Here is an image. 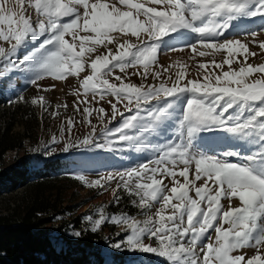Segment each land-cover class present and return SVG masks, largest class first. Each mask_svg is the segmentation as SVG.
Instances as JSON below:
<instances>
[{
    "label": "snow or ice",
    "instance_id": "obj_1",
    "mask_svg": "<svg viewBox=\"0 0 264 264\" xmlns=\"http://www.w3.org/2000/svg\"><path fill=\"white\" fill-rule=\"evenodd\" d=\"M29 9L34 10L35 19ZM256 16L264 17V0H14L11 7L0 0V41L7 44H0V76L20 71L29 74L28 82L38 88L46 77L66 80L74 76L78 87L73 94L82 92L85 99L80 102L86 105L88 94L94 99L111 95L116 102L109 101V122L119 115L122 123L112 130L107 125L101 128L106 137L115 135L129 148L137 146V151L140 145L147 148L148 137L186 99L172 138L152 148L153 159L91 181L83 175L76 177L89 187H103L104 182L119 178L117 189L134 196L132 203L143 210L142 220L123 213L110 217L111 222L125 225L126 232L125 239L112 247L155 253L168 264H264V63H248L249 56L256 53L238 39L224 38L232 21ZM181 30L194 33L195 43H189ZM174 33L194 55H209L198 51V45L213 50V56L223 50L222 62L210 61L220 72L209 73V63L198 62L196 67L204 71L196 79L186 80L182 70L174 79L168 76L169 85L162 77L169 69L154 71L152 66L157 63L162 38ZM250 35L264 50V40L256 41V32ZM120 37L135 38V42ZM22 48L28 50L19 56ZM240 56L243 66L232 69ZM224 65L229 70H223ZM129 68L137 69L132 75L141 76L139 85L130 81ZM117 69L121 75H116ZM86 71L90 74L81 78ZM256 73L260 75L250 80ZM149 75L160 83L145 86L143 80ZM43 101V96L31 100L41 105ZM120 103L130 115L120 111ZM92 111L103 122V107H84V120L91 124ZM67 125L71 132L70 118ZM217 130L244 140L248 153L241 157L236 150L216 155L197 150V134ZM95 131L92 125V133ZM92 133L77 145L65 143L63 150L91 144ZM107 143L110 146L112 141ZM230 157L241 159L232 162ZM165 178H171V186ZM112 191L115 195L116 189ZM233 198L239 206H232ZM223 199L229 201L227 207L221 203ZM154 203L160 207L152 213ZM105 220L101 208L93 230ZM246 247L257 251L247 258L233 254Z\"/></svg>",
    "mask_w": 264,
    "mask_h": 264
},
{
    "label": "rangeland",
    "instance_id": "obj_2",
    "mask_svg": "<svg viewBox=\"0 0 264 264\" xmlns=\"http://www.w3.org/2000/svg\"><path fill=\"white\" fill-rule=\"evenodd\" d=\"M14 0H5L6 6L11 7ZM32 18L35 19L34 10H28ZM188 37L189 43H195V34L187 32V30H181ZM256 32V41L264 40V17H241L237 20L232 21L231 26L226 30L224 34L225 39H238L243 43L248 45L249 52L256 53L255 56H249L248 63L252 65H258L264 63V50H261L257 42H253V38L250 33ZM119 35V34H117ZM130 38V37H120V39ZM71 42V37H66ZM135 42V38H130ZM163 43L160 45L157 52V63H155L152 68L154 71H161L163 68H168V73L162 72V77L167 80L168 76L171 75L173 79L175 78V73L178 71H184L187 79H196L198 77V72H203L204 70L196 67L198 62L209 63L208 72L219 73L220 69H214L210 64V61L214 58L217 62H222L225 55L224 51L216 52L213 56V50L205 49L197 46L198 51L208 52L209 55L198 56L194 55L190 48L186 47L183 38H178L177 35L171 34V37H163ZM222 42V41H220ZM7 47V44L0 41ZM110 47L115 50V45ZM175 49V50H173ZM27 48H22L19 52V56L27 51ZM103 51V49H99ZM179 62V63H177ZM172 66V67H169ZM184 66V67H182ZM243 66V56L239 57V62L234 60L231 65L232 69L238 70L239 67ZM3 70L2 62H0V71ZM223 70H229L228 65L223 66ZM137 71V69L129 68L127 72L130 74L129 79L132 83L139 85L142 82L140 75H132ZM141 71H143L141 69ZM90 74L89 71L81 73V78L83 75ZM116 75H121L119 70H116ZM260 74H252L249 79L257 78ZM30 75L22 73L20 71H12L11 73L0 76V95L6 98V102L9 105H14L19 101V97H23V100L29 101L31 105L36 108V119L34 122L24 119L26 121V126L30 137L25 139V146L21 149L9 150L2 157L0 168H7L9 165L15 164L22 156L30 154L31 156L37 154L36 156L45 157V159L56 158L68 160L70 174L74 176L70 178L65 174L63 176H55L50 179L48 184L47 193L58 198L63 207L70 206L73 208V214H80L88 207H94L100 203H108L115 195H113V189H116L115 194L122 188L116 187L118 179L113 181L104 182V186L89 187L84 182L78 180L76 177L79 175L85 176L89 181L97 179L101 174L116 173L123 171L127 168L134 167L139 163L147 162L153 159L154 153L152 148L159 143L164 142L165 139L172 138V130L175 127V121L179 117L180 109L183 103H186V99L181 100L175 106L173 111V117L167 121L162 122L157 131L150 137H148L149 146L145 148L143 145L138 146L139 151L136 150L137 146L129 148L126 142L118 141L115 135L105 136L101 133V128L107 125L108 130H112L122 123L121 117L117 115L116 119L111 120L112 109L109 101L115 103L116 100L111 95H105L103 99L96 97L95 99L91 94L87 95L88 104L81 103L85 99L84 94L81 92L79 95L73 94V89L78 87V79L74 76L67 77L66 80H57L51 77H46L43 81L38 82L42 87L38 88L28 82ZM213 82L214 76H213ZM181 81V83H186ZM119 83L118 81H114ZM168 84L171 85L172 80H167ZM145 86L149 84H159V80H154L151 75L147 79L143 80ZM47 89V90H45ZM44 97L43 105L41 103L33 104L31 102L33 97ZM171 99V98H169ZM155 104V101L150 102ZM59 105V107H57ZM77 106L79 111H77ZM89 107L91 109H98L103 107L105 109L103 122L99 119L97 111H92V114L88 117L91 124L84 120V107ZM124 115H130L131 113L124 111V104L120 103L117 105ZM147 107V105H143ZM231 111V110H230ZM57 113L53 115L52 113ZM143 114V113H142ZM71 119L73 122V127L71 132L68 131L67 121ZM92 125H95L96 131L92 133ZM0 126H4V119L0 116ZM25 123L17 117V121L14 123L12 131L14 133L25 132ZM223 131H211L202 132L197 134V144L199 145V151H206L209 155H216L222 152L220 148H226L225 151L236 150L239 151L241 157L246 155L249 151V146L242 140L240 143L234 140H227L226 142H210L212 136H218ZM92 133L91 139L92 143L89 145H79L72 146L63 150L65 143L70 145H77L78 141H82L84 137L89 136ZM128 134H132L129 132ZM112 141L109 146L107 141ZM104 145L103 147H95V144ZM241 157H230L232 162H240ZM182 166V165H181ZM177 179L182 180L181 177L177 176ZM166 184L171 186V178H165ZM202 183V181L198 182ZM32 188L31 185L23 186L22 188H17L8 194H3L0 197V214L9 215L14 208L21 205L23 202L28 200L31 196ZM124 192H126L124 190ZM127 193V192H126ZM194 196V192L192 193ZM134 196L130 197L129 202L133 207H137L132 203ZM221 203L227 207L229 201L223 199ZM232 206H239V201L233 198ZM160 205L154 203L151 208V212L154 213ZM138 208V207H137ZM140 209V208H138ZM141 210V209H140ZM141 216L136 217L138 220L144 218L143 210ZM119 229L125 232V225L118 224ZM227 227V225H224ZM211 237L215 238L214 229L209 230ZM126 233V232H125ZM105 235H108L104 231ZM60 244H57L59 246ZM257 250L252 247H246L238 251H234V255H245L249 257L255 254ZM264 252V249L261 250ZM134 260H129L124 264H167L168 262L165 258L160 257L155 253H145L141 251H136ZM110 261L114 264L112 258L104 254V264Z\"/></svg>",
    "mask_w": 264,
    "mask_h": 264
},
{
    "label": "trees",
    "instance_id": "obj_3",
    "mask_svg": "<svg viewBox=\"0 0 264 264\" xmlns=\"http://www.w3.org/2000/svg\"><path fill=\"white\" fill-rule=\"evenodd\" d=\"M0 116L4 119V126H0L1 165L7 151L25 146L30 134L24 119L34 122L36 108L27 100L11 106L0 95ZM17 117L26 126L20 134L12 131ZM36 155H24L15 164L0 168V197L29 184L32 188L28 200L9 215L0 214V264H104V254L114 264L135 261L136 251L112 247L124 240L126 233L110 220L114 214L141 216L142 211L129 202L132 196L122 188L108 203L88 207L75 215L73 208L63 207L58 198L47 193L51 178L64 174L74 177L68 160ZM101 208L106 220L94 231V220Z\"/></svg>",
    "mask_w": 264,
    "mask_h": 264
},
{
    "label": "bare ground",
    "instance_id": "obj_4",
    "mask_svg": "<svg viewBox=\"0 0 264 264\" xmlns=\"http://www.w3.org/2000/svg\"><path fill=\"white\" fill-rule=\"evenodd\" d=\"M234 140L237 143H240L242 140L233 138L230 134L222 132L218 136H212L210 142H226L227 140ZM226 148H220L222 152L225 151ZM106 264H111L110 261H108Z\"/></svg>",
    "mask_w": 264,
    "mask_h": 264
}]
</instances>
